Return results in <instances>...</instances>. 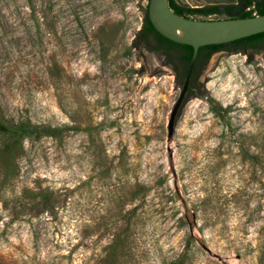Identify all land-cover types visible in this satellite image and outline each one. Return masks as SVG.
Wrapping results in <instances>:
<instances>
[{
	"label": "rangeland",
	"instance_id": "1",
	"mask_svg": "<svg viewBox=\"0 0 264 264\" xmlns=\"http://www.w3.org/2000/svg\"><path fill=\"white\" fill-rule=\"evenodd\" d=\"M147 4L0 0V122L41 131L0 135V264H264V47L214 53L168 141Z\"/></svg>",
	"mask_w": 264,
	"mask_h": 264
},
{
	"label": "water",
	"instance_id": "2",
	"mask_svg": "<svg viewBox=\"0 0 264 264\" xmlns=\"http://www.w3.org/2000/svg\"><path fill=\"white\" fill-rule=\"evenodd\" d=\"M147 17L155 31L171 41L188 63L183 84L167 122V140L170 141L176 119L186 103L192 76L195 83L198 73L215 52L247 38L264 34V16L195 20L174 13L168 5V0H148Z\"/></svg>",
	"mask_w": 264,
	"mask_h": 264
},
{
	"label": "trees",
	"instance_id": "3",
	"mask_svg": "<svg viewBox=\"0 0 264 264\" xmlns=\"http://www.w3.org/2000/svg\"><path fill=\"white\" fill-rule=\"evenodd\" d=\"M168 5L174 11V13L186 18H188L189 15L203 17H208L211 15H224L227 17V19H241L255 16H264V0H236L235 3L222 7L218 5H207L197 8L189 7L185 4L180 3L178 0H168ZM132 46L135 49H140L141 47H143L151 52H161L163 55H166L167 57L174 60L175 83L179 87L182 86L188 63L175 48V46L171 43V41L165 39L155 31L147 17V8L145 11L142 28L137 33ZM263 47L264 34H261L258 36L247 38L220 51L241 52L245 49H261ZM193 82L194 76H192L191 78L186 98L193 94ZM210 108L226 125L227 121L222 107L211 105ZM39 129L40 128L37 125H5L4 123L0 122V135L5 141H17L19 139L27 138L30 135H41V131H39ZM62 129L65 130V128ZM62 129L48 128L47 130L49 131L48 133H53L51 135L56 136L57 133H60L62 131Z\"/></svg>",
	"mask_w": 264,
	"mask_h": 264
},
{
	"label": "flooded vegetation",
	"instance_id": "4",
	"mask_svg": "<svg viewBox=\"0 0 264 264\" xmlns=\"http://www.w3.org/2000/svg\"><path fill=\"white\" fill-rule=\"evenodd\" d=\"M161 53V52H160Z\"/></svg>",
	"mask_w": 264,
	"mask_h": 264
}]
</instances>
